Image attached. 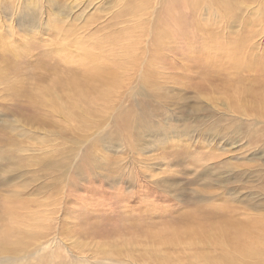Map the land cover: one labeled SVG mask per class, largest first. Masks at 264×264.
<instances>
[{
    "label": "rangeland",
    "instance_id": "obj_1",
    "mask_svg": "<svg viewBox=\"0 0 264 264\" xmlns=\"http://www.w3.org/2000/svg\"><path fill=\"white\" fill-rule=\"evenodd\" d=\"M263 190L264 0H0V264H264Z\"/></svg>",
    "mask_w": 264,
    "mask_h": 264
},
{
    "label": "bare ground",
    "instance_id": "obj_2",
    "mask_svg": "<svg viewBox=\"0 0 264 264\" xmlns=\"http://www.w3.org/2000/svg\"><path fill=\"white\" fill-rule=\"evenodd\" d=\"M166 38L168 37V36H166V35H164ZM168 39V38H167ZM103 65V64H102ZM116 67H114L109 73H108V76L112 79V82H114L115 81V78L117 77V74H116ZM119 84V83H118ZM78 85H82V84H78ZM115 85V84H114ZM101 93H103V92H101ZM163 99V98H162ZM160 100V99H159ZM172 101V100H171ZM160 107V106H159ZM156 108V107H155ZM152 112V111H151ZM146 114V115H145ZM129 115V119H124L123 118V124L125 125V130H124V133H123V135H122V138H124V137H127L128 138V135H131V134H133L134 133V135H135V132H139V133H136V134H138V135H136L135 137H134V144L133 145H135L136 147H137V145H138V147H139V144L141 145V143H139L140 141L142 142V145L144 144V143H146V141L143 139V138H140V134H141V132H140V130H141V128H140V124H141V120L142 119H144L147 115H149V112L145 109L144 111H143V115H134V114H128ZM135 120V123L134 124H132V120ZM128 124H130V126H128ZM216 127H217V125H216ZM210 128H213V130L212 131H216L217 129L214 127V126H211ZM183 130V129H182ZM211 130V129H210ZM147 131V130H146ZM219 131V130H218ZM205 132H207V130H205ZM233 132V131H232ZM208 135V134H207ZM114 144V143H113ZM141 145V146H142ZM120 146H122V145H120ZM186 151V153H187V155H189L188 156V160H193V157H194V153L193 152H189L187 149L185 150ZM210 154H208V155H203L204 157H206V158H208V160H211V159H213V158H215V154L214 153H212V152H209ZM175 154L176 153H174V154H172L173 156H175ZM241 160V159H240ZM52 161V162H51ZM50 162H47V163H49V164H52V165H55V164H53L55 161L54 160H51ZM172 162L173 161H175L174 160V158L172 157V160H171ZM192 163H195L194 161L192 162ZM104 168V167H103ZM248 168V167H247ZM104 169H106V170H108L107 168H104ZM241 171H242V169H241ZM241 171H239V172H237L238 174L237 175H239V177H241ZM80 172V171H79ZM243 174H244V176H246V174L244 173V171H243ZM121 175V174H120ZM125 177V176H124ZM264 191V190H263ZM259 202L260 201H258L257 202V204H259ZM253 203V202H252ZM228 225H229V228L230 229H232V230H234V229H237V228H239L241 225H242V223L241 222H237V223H233L232 222V220L230 219L228 222ZM225 235L226 236H230L231 238H232V242L235 244V247H238V248H241L242 250H244L245 248H246V246L250 243V242H252V240H251V237H252V235H253V233L251 232V231H248L247 229H243L242 228V226L236 231V232H231V231H229V229L226 227V230H225ZM162 235L160 234V237H161Z\"/></svg>",
    "mask_w": 264,
    "mask_h": 264
}]
</instances>
